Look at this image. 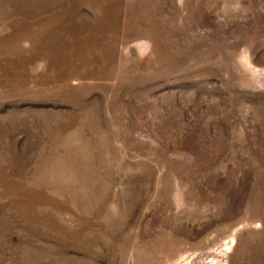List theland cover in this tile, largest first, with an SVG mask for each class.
I'll list each match as a JSON object with an SVG mask.
<instances>
[{
    "label": "rangeland",
    "instance_id": "1",
    "mask_svg": "<svg viewBox=\"0 0 264 264\" xmlns=\"http://www.w3.org/2000/svg\"><path fill=\"white\" fill-rule=\"evenodd\" d=\"M0 264H264V0H0Z\"/></svg>",
    "mask_w": 264,
    "mask_h": 264
}]
</instances>
